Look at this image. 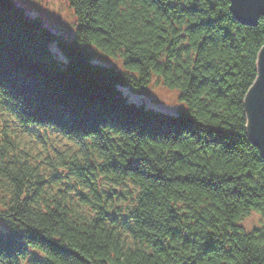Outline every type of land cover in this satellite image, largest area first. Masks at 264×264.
I'll return each instance as SVG.
<instances>
[{
    "label": "trees",
    "instance_id": "1",
    "mask_svg": "<svg viewBox=\"0 0 264 264\" xmlns=\"http://www.w3.org/2000/svg\"><path fill=\"white\" fill-rule=\"evenodd\" d=\"M67 2L72 34L0 0V264H264L245 111L264 19L230 0ZM153 79L170 112L123 91Z\"/></svg>",
    "mask_w": 264,
    "mask_h": 264
},
{
    "label": "rangeland",
    "instance_id": "2",
    "mask_svg": "<svg viewBox=\"0 0 264 264\" xmlns=\"http://www.w3.org/2000/svg\"><path fill=\"white\" fill-rule=\"evenodd\" d=\"M14 2L18 7L22 8L25 15L29 17H41L44 24L54 31H59L63 34H72L76 28V17L68 5L67 0H14ZM94 59L121 67L119 60L100 53H96ZM123 91L130 100L144 102L146 107L160 109L166 112H170V109L175 108L177 100V92L165 87L157 79H153L141 91L128 87H124ZM42 134L49 136L50 140L59 147L67 146L68 141L58 137L54 130L45 129L42 131ZM255 220V217L251 216L245 220L244 225L251 227Z\"/></svg>",
    "mask_w": 264,
    "mask_h": 264
},
{
    "label": "water",
    "instance_id": "3",
    "mask_svg": "<svg viewBox=\"0 0 264 264\" xmlns=\"http://www.w3.org/2000/svg\"><path fill=\"white\" fill-rule=\"evenodd\" d=\"M230 9L241 22L249 25L264 19V0H230ZM257 78L245 98L247 135L264 157V45L257 60Z\"/></svg>",
    "mask_w": 264,
    "mask_h": 264
}]
</instances>
